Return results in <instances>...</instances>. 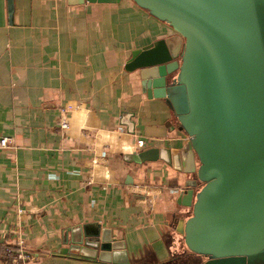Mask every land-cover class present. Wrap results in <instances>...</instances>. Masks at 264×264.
<instances>
[{"label":"crops","instance_id":"0c3cea01","mask_svg":"<svg viewBox=\"0 0 264 264\" xmlns=\"http://www.w3.org/2000/svg\"><path fill=\"white\" fill-rule=\"evenodd\" d=\"M161 38L179 36L133 0H13L11 17L0 0V136L15 142L0 148V264L19 247L27 264H108L72 245L86 222L124 245L103 257L203 262L175 229L191 211L180 195L191 174L173 163L189 137L125 68ZM152 147L169 161L133 160Z\"/></svg>","mask_w":264,"mask_h":264},{"label":"water","instance_id":"95a60500","mask_svg":"<svg viewBox=\"0 0 264 264\" xmlns=\"http://www.w3.org/2000/svg\"><path fill=\"white\" fill-rule=\"evenodd\" d=\"M133 1L179 36L133 49L125 68L138 69L148 95L166 99L189 137L173 163L191 174L180 194L191 211L175 228L205 258L190 264H264V0ZM159 152L169 161V150L155 147L131 156L142 162ZM97 226H78L72 245L129 264L101 256L124 245Z\"/></svg>","mask_w":264,"mask_h":264},{"label":"built area","instance_id":"2783aa9c","mask_svg":"<svg viewBox=\"0 0 264 264\" xmlns=\"http://www.w3.org/2000/svg\"><path fill=\"white\" fill-rule=\"evenodd\" d=\"M61 127L67 128L68 127V121L63 116L61 120ZM15 146L14 139L11 136L3 135L0 136V148H6V147H13ZM143 148V146H141ZM17 254L14 256L16 258L15 264H27L26 258L27 254L22 250L21 247L18 248Z\"/></svg>","mask_w":264,"mask_h":264},{"label":"rangeland","instance_id":"374dc122","mask_svg":"<svg viewBox=\"0 0 264 264\" xmlns=\"http://www.w3.org/2000/svg\"><path fill=\"white\" fill-rule=\"evenodd\" d=\"M178 264H187V262H184V263H183V261H182V262H179Z\"/></svg>","mask_w":264,"mask_h":264}]
</instances>
